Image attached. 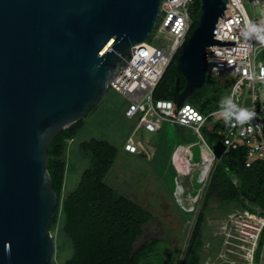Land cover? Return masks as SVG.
<instances>
[{
	"label": "water",
	"instance_id": "95a60500",
	"mask_svg": "<svg viewBox=\"0 0 264 264\" xmlns=\"http://www.w3.org/2000/svg\"><path fill=\"white\" fill-rule=\"evenodd\" d=\"M164 0H0V264H53L46 151L83 119L156 26ZM225 0H200L175 67L177 106L205 81ZM217 54V53H216ZM179 79H176L178 86ZM219 159L220 142L213 146Z\"/></svg>",
	"mask_w": 264,
	"mask_h": 264
},
{
	"label": "trees",
	"instance_id": "16d2710c",
	"mask_svg": "<svg viewBox=\"0 0 264 264\" xmlns=\"http://www.w3.org/2000/svg\"><path fill=\"white\" fill-rule=\"evenodd\" d=\"M194 8H198L197 4ZM197 23L198 19H194L190 34ZM177 58L162 75L153 91V100L177 103L185 86L175 67ZM176 79H179L178 86ZM223 83L205 76L203 85L184 102L208 115L220 108ZM82 124L83 119L58 133L46 151L48 174L57 200L48 230L55 232L56 238L68 245L70 251L59 264H175L176 255L168 244L158 245V240L144 238L145 227L154 219L151 213L130 200L115 179L113 182L118 152L112 144L95 138L81 141L77 154L85 167L76 185L65 190L64 178L74 164L68 155L69 144ZM244 161L245 151L240 148L228 150L214 165L178 264H201L200 234L212 197L226 196L241 207H244L240 204L241 198L250 204L262 205L264 163L255 162L251 168H245ZM232 178H236V185L232 184Z\"/></svg>",
	"mask_w": 264,
	"mask_h": 264
},
{
	"label": "built area",
	"instance_id": "2783aa9c",
	"mask_svg": "<svg viewBox=\"0 0 264 264\" xmlns=\"http://www.w3.org/2000/svg\"><path fill=\"white\" fill-rule=\"evenodd\" d=\"M245 1L251 17L242 0H225V9L217 18L213 34L214 39L234 45L209 48L208 52L214 53L207 56L205 75L226 84L225 99L231 98L238 106L254 112L248 121L241 123L234 118L225 121L220 115L226 107L225 99L218 110L208 115L185 102L177 106L170 101L153 100L154 89L190 35L193 22L190 9L194 10L197 4L199 14L200 0L162 1L156 32L163 33L164 41L155 34L151 39L156 44L145 41L144 45L131 49V58L113 74L108 89L128 101L125 117L139 115L140 123L166 122L172 127L189 128L201 139V127L214 119L219 127L212 133L224 147L222 154L243 148L244 167L251 168L255 162L264 163V41L257 39L249 28L264 27V0ZM124 150L136 153L133 137H128ZM195 198L193 202L198 196ZM240 200L244 207L228 213L216 226L221 237L217 259L226 264H264V200L261 206L250 204L245 198Z\"/></svg>",
	"mask_w": 264,
	"mask_h": 264
},
{
	"label": "rangeland",
	"instance_id": "374dc122",
	"mask_svg": "<svg viewBox=\"0 0 264 264\" xmlns=\"http://www.w3.org/2000/svg\"><path fill=\"white\" fill-rule=\"evenodd\" d=\"M242 1L247 13L251 17V9L248 2L245 0ZM190 11L192 20L199 18V14L195 9H190ZM255 13L259 15L256 9ZM157 25L158 21L150 37L147 38V42L151 41L156 44V41L151 39V37L158 34L156 32ZM158 36L160 40L164 41L163 33H159ZM227 91V86L223 83L220 88V93L223 94L221 101L225 99ZM125 104L126 99L108 89L102 100L88 112L85 118H83L81 128L69 144L70 151L68 155H70L74 164L71 171L66 173L64 178L65 190L73 188L76 185L85 167L77 154L78 144L90 138L106 140L112 144L118 152L112 172L114 175L113 182L115 179L117 186L119 185L120 190L126 194L130 200L138 203L154 217L152 222L144 229V238L156 239L158 240V245H161L160 243L168 244L176 255L175 264H178V260L183 254L195 213L199 207L200 194L196 202H193L199 189L196 188V191H194L193 188H191V203H189L190 201H177L172 203L170 202V172L169 170L166 171V169L162 170V168L167 167L166 165L165 167L163 166L165 158H163L161 154H159L157 160H153V162L149 160L145 161L143 158L130 161V159L121 155V147L125 142V137L136 123L135 119L132 121H127L125 119L123 113ZM145 122L147 123L148 121ZM213 122L214 119L209 120L203 125L201 130L203 131L205 127L206 130H209ZM167 126L173 128L169 124ZM206 130L202 132V136L203 139L208 142V133ZM185 132L187 131L185 130ZM188 133L194 136L193 132L188 131ZM163 134L164 130L162 129L158 135L161 136ZM194 138L197 139L196 136H194ZM195 139H193L194 142ZM150 140L156 145L159 143L158 138ZM168 144L170 147V138ZM161 147L163 146L161 145ZM197 149V147L193 148L195 153H197ZM146 150V152H151L147 148ZM162 151L163 150L160 149V152ZM177 165L178 164L175 162L174 167L176 168ZM209 166L210 162L207 164V167ZM240 204L242 203L240 202ZM210 205L212 209L210 208L209 211L205 212V221L200 234L202 240L200 249L201 264H226L217 259V243L221 240V237L218 234L216 226L224 220V213H222V211L226 212L228 209L238 208L239 205L234 201H229L226 196L212 197ZM51 237L54 244L52 263L59 264L62 258H65L70 252L69 247L56 238L55 232L51 233Z\"/></svg>",
	"mask_w": 264,
	"mask_h": 264
},
{
	"label": "crops",
	"instance_id": "0c3cea01",
	"mask_svg": "<svg viewBox=\"0 0 264 264\" xmlns=\"http://www.w3.org/2000/svg\"><path fill=\"white\" fill-rule=\"evenodd\" d=\"M128 106V101L126 100V104L124 107V111ZM124 113V112H123ZM124 117V115H123ZM127 121L136 120L135 126L131 129L129 133H127L125 137V142L121 147V155L130 159V161L139 160L143 158L145 161L153 162V160H157L158 155L161 154L165 161L163 166L167 168H162L170 172V202L175 203L177 201L180 202H189L191 203V188L196 191V188L199 189L196 196L200 194L202 195V191L207 183L209 174L213 169L214 165L220 160L217 159L213 155V146L219 142V139L213 135L212 131L216 127H219V124L213 122L210 126L209 130H206V127L203 131H207L208 142L203 139L202 130H201V139L196 137L194 132L189 128H181V127H169L168 123L163 122L160 124H154L151 121L147 123H140V116L136 115L133 118H126ZM209 121V120H208ZM207 121V122H208ZM205 124V123H204ZM203 124V125H204ZM203 127V126H202ZM201 127V128H202ZM162 129L164 130L163 135H158ZM185 130L187 132H185ZM188 131L193 132L194 136ZM131 136L134 139V145L136 147V153H129L124 150V145L128 137ZM169 136V137H168ZM212 137H216L215 139ZM158 138L159 143L156 145L151 142L150 139ZM170 138V147L169 144ZM195 139V142L194 140ZM147 147H146V146ZM161 145L163 147H161ZM165 147V148H164ZM197 147V153L194 152L193 148ZM146 148L151 152H146ZM164 148V149H163ZM167 148V150H166ZM160 149L163 150L160 152ZM214 156V157H213ZM206 158V160H205ZM169 159V160H167ZM210 159V166L207 167V160ZM175 162L178 164L176 168L174 167ZM208 168V169H207ZM207 169V170H206ZM231 182L233 185H236V178H232ZM201 198V197H200ZM196 199V198H195ZM231 204V203H230ZM229 204V205H230ZM241 206L235 209H228L226 212L222 211L225 216L231 211L240 210ZM212 209V208H211ZM220 209V208H219ZM210 210V209H209ZM208 210V211H209Z\"/></svg>",
	"mask_w": 264,
	"mask_h": 264
},
{
	"label": "clouds",
	"instance_id": "9594fccd",
	"mask_svg": "<svg viewBox=\"0 0 264 264\" xmlns=\"http://www.w3.org/2000/svg\"><path fill=\"white\" fill-rule=\"evenodd\" d=\"M249 30L257 34V39L264 41V27H255L250 25ZM223 103L226 105V107L222 111H220V115L224 118L225 121H228L229 118H234L235 121L243 123L254 116L253 111L238 106L232 101L231 98L225 99Z\"/></svg>",
	"mask_w": 264,
	"mask_h": 264
},
{
	"label": "bare ground",
	"instance_id": "6f19581e",
	"mask_svg": "<svg viewBox=\"0 0 264 264\" xmlns=\"http://www.w3.org/2000/svg\"><path fill=\"white\" fill-rule=\"evenodd\" d=\"M139 45L142 46V45H144V43H141ZM205 160H206V158H205ZM209 162H210V159L207 160V163L206 164H208Z\"/></svg>",
	"mask_w": 264,
	"mask_h": 264
}]
</instances>
